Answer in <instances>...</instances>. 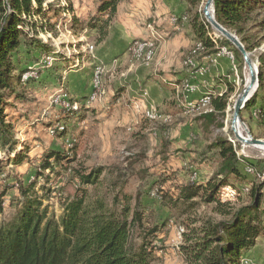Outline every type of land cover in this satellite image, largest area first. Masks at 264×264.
Masks as SVG:
<instances>
[{"label": "trees", "instance_id": "1", "mask_svg": "<svg viewBox=\"0 0 264 264\" xmlns=\"http://www.w3.org/2000/svg\"><path fill=\"white\" fill-rule=\"evenodd\" d=\"M47 1L49 0H0V150L8 156L15 155L8 162L18 166L23 164L26 157L21 152L18 153L20 142L13 130L14 121L7 110L18 102L33 100L30 97V83L33 81H23L26 70L21 66L24 59L22 57L32 61L37 53H44L47 49L36 35L30 34L25 28L23 16L41 14L42 6ZM97 1V11L88 21L87 28L97 37L96 42L102 43L116 19L119 4L125 0ZM201 1L187 0L193 10ZM49 7L52 10L53 5L50 3ZM213 13L215 20L235 34L249 54L264 41V35L257 36L264 30V0H214ZM180 17L179 22H182L183 16ZM72 20L75 22L76 18L73 17ZM45 24L46 29L52 31L48 28L47 21ZM191 24L198 42L193 55L202 51L201 55L206 53L212 45L210 42L217 46V38L206 37V28L199 12L194 14ZM224 42L233 47L228 40L224 39ZM199 46L201 49H198ZM235 52L241 57L238 50L235 49ZM51 53L55 62H69L76 57L68 60L66 54L60 55L54 50ZM258 71L257 90L241 111V116L243 118L242 113L249 112L250 116L255 117L257 126L262 129L261 138H264V53L258 56ZM57 74L56 70L55 75ZM60 77L61 74L57 76ZM227 88L222 97L214 99L209 96L208 106L219 113V118L226 116L230 96L235 91V86L231 83ZM70 102L73 104L77 100L71 98ZM88 112L89 110L83 109L77 112L68 110V117L65 115L56 124H48V128L54 130L56 139L64 141L69 135L70 119L74 117L83 120ZM213 121L215 122L214 119L211 122ZM224 126V123H217L219 129ZM251 133L254 138L260 139L252 130ZM83 134L73 138L68 152L62 149H44L38 162L39 177L44 171L54 173L56 167H59L64 172L71 173L79 182L73 196L61 199L60 216L57 217L49 206L43 205L44 196L37 194L36 181H28L26 184L17 181L0 190V216L4 213L6 196L10 190L18 191V196L12 198L16 210L12 220L0 223V264L155 263V253L158 250L155 243L166 224L145 221L149 206L143 202L144 192L141 189L134 195L120 189L109 205L105 199L90 196L88 187L96 188L99 183L104 182L101 176L106 168L86 167L84 164L75 166L78 141H81ZM168 145L166 140L162 142L163 148ZM241 147L227 138H217L206 149L207 152L216 151L220 160L214 176L205 184L195 181L177 184L174 197L173 194L158 190V197L172 211L184 206L183 212H186V209H194L199 204L213 205L216 211H220L225 206L223 202L233 201L225 189L236 188L247 181L245 167L242 169L239 163L252 164L239 159L237 150ZM0 165H3L1 160ZM118 183L119 180L116 179L111 185L118 186ZM263 190L264 183L253 185L248 192V203L228 212L221 211L226 216L224 220L193 218L185 222L187 232L184 230L180 246L185 263L240 264L245 253L251 251L259 239H264ZM48 194L50 197L49 190ZM239 196L237 194L236 199Z\"/></svg>", "mask_w": 264, "mask_h": 264}, {"label": "rangeland", "instance_id": "2", "mask_svg": "<svg viewBox=\"0 0 264 264\" xmlns=\"http://www.w3.org/2000/svg\"><path fill=\"white\" fill-rule=\"evenodd\" d=\"M50 3L53 5L52 10L49 7ZM206 3L207 1L202 0L199 6L194 8V10L192 9L193 15L191 19L195 13L199 12L201 14V21L206 28V37L212 36L213 38H217L218 44L216 48L219 50V56L227 57L231 62L227 79L235 86V91L230 96V105L226 111V116L224 118L221 117L218 121L224 123L225 126L223 129L215 128L214 134L210 138H227L234 141V144L237 145L240 143L233 140L226 132L228 128L227 122L229 114H234L235 101L240 93H242V90H244L249 70L244 63L242 55L240 57L236 54V48L227 44L225 45V38L214 30L206 20L203 14ZM97 8V0H49L43 4L41 14L33 13L29 16H23L26 22L25 28H27L30 34L36 35L47 49H45L44 53H37L32 61H28L27 57H22L24 59L21 66L26 70L23 81H33L30 83L32 89L30 97L33 100L18 102L16 105L9 107L7 112L11 120L14 121L12 124L13 130L15 131L17 140L20 142L18 153L21 152L26 158L23 164L18 166L12 162H8L15 155L8 156L0 150V160L3 161V165H0V190L6 185L17 183V181L24 184L28 181H36L37 194L40 197L44 196L43 205L49 206L50 211L52 210L57 217L60 216L62 212L60 209L61 199L73 196L79 186V182L76 178L72 177L71 173H66L64 170L59 169V167H56L54 173L44 171L43 175L39 177L37 175L40 173V164L38 162L41 160V156H43L42 150L47 145L54 144V147L57 149L68 152L73 138H77V135L84 133L81 141H78L77 163L75 166L79 167V164H84L86 167L100 166L106 168V171L101 176V180H104V182L102 184L99 183L96 188L88 187L92 198L105 199L109 205L112 203L114 195L120 189L124 193L132 195L136 194L138 189H141L144 192L143 202L149 206V209L146 210L145 221L151 224H154V222L159 225L162 223L166 224L162 233L171 229L176 238L177 229L181 227L187 232L184 223L189 222L193 218L199 220H207L209 218L215 221L224 220L226 216L222 213L223 211L228 212L231 211L230 209L238 208L241 204L248 203V192L253 185L264 183V152L256 147L240 144L242 147L237 150L239 159L251 162L252 164L250 166L241 162V165L247 169H251L253 172L248 173L247 170L244 171L248 174H245L247 181L244 185H238L236 188L227 187L225 189L229 198L233 201L228 203L221 202L225 206L220 211H216L213 205L206 206L203 204L197 205L194 209H186V212H183L184 206H180L173 211L169 210L165 203L161 201V198L158 197L157 191L162 190L166 194H173L174 197L176 196L177 184L195 181L198 172H196L189 162L177 161L176 154L178 149H176V145L170 147V156L167 153H164L163 156H158L159 154L161 155L160 152H163L160 151L161 142L166 139L169 140V130L174 125L171 123V116L163 114L158 108H156L157 112L155 113H151L148 111L150 109L147 108L143 114L144 119L147 121L149 119V122L151 121L152 124L155 123L151 126L154 131L147 132L144 136L141 135V130H136L132 127L127 131H124L123 128L118 129L116 134L110 137L107 136L103 128L101 129V123L96 119V115L94 114L96 112L94 105L99 102L101 103L105 99L107 85H111L109 83L111 71L107 64L94 62L96 58L95 47L97 37L92 38V33L87 28V23L95 15ZM43 17L47 21L48 28L52 31L46 29V21H44ZM73 17L76 18L75 22L72 20ZM172 17L179 18L180 15H173ZM188 20L187 18L182 22L187 23L189 22ZM145 27L147 29L149 27L151 32L156 33L153 21L145 22ZM156 34L146 39H136L131 43L128 49L127 67H131V65L133 67L142 66L154 61L160 45V40ZM263 35L264 30L257 36ZM145 42L154 44V54L151 55L152 59L150 60H148L147 56L144 58L143 53L137 55L134 51L137 43L142 44ZM197 44L198 42L195 43L184 60V65L189 69L193 68L194 63H197V58L204 52H198L196 55L192 54ZM53 50L59 52L60 55L66 54L68 60L73 59L74 56L76 57L69 62H55L54 55L50 54ZM226 53H231V56ZM262 53H264V41L250 52L251 56H249L256 65H258V56ZM189 57L193 58L192 65H186V62L190 59ZM56 70L57 73L60 72L61 74V82H58L59 78L55 75ZM69 71L72 73L86 72L87 76L91 79L90 94L86 98L76 99L78 103L72 104L70 102V99L76 98V96L68 90V75L66 72ZM199 74L201 75L203 72H199ZM185 86L189 89V84H185ZM54 100H59L60 102H54ZM112 107L113 104H110L109 108L112 109ZM200 107V109L204 108L201 103ZM79 109L80 111L82 109L89 110V112L83 120L74 117L70 119L68 127L69 135L66 140L56 139L54 134H51V130L53 129L48 128V124H56L65 115L68 117V110L77 112ZM149 114L155 118L150 117V119ZM242 114L243 118L242 116L240 118L244 125L250 131L252 130L255 136L264 140V138H261L263 135L262 129L257 126L255 117L250 116L249 112ZM159 130L160 134H157L158 136L154 135V132L158 133ZM173 159L175 160L173 161ZM243 167L241 166L242 169ZM193 176H196V178H193ZM198 178L201 180L199 174ZM116 179L119 180V185L112 186V181H116ZM48 190L51 194L50 197ZM237 194H240V196L236 199ZM16 195L18 196V191L11 189L6 196L5 210L0 216V223L12 220L16 212L12 204V198ZM177 243L180 249L183 243V234L182 238L178 237L168 245L158 240L155 243L158 250L155 253L157 259L154 264H186L184 259L174 249ZM258 258L261 260H258ZM240 264H264V242H261L253 257H243L240 260Z\"/></svg>", "mask_w": 264, "mask_h": 264}, {"label": "crops", "instance_id": "3", "mask_svg": "<svg viewBox=\"0 0 264 264\" xmlns=\"http://www.w3.org/2000/svg\"><path fill=\"white\" fill-rule=\"evenodd\" d=\"M173 15L185 16L182 21L188 18L189 22L176 24L181 17L171 18ZM192 15L187 0H125L119 4L108 37L102 43L96 42L94 62L107 64L110 68L111 85H107L105 99L94 105V114L108 137L121 128L124 131L131 127L141 130L143 136L154 131L151 126L155 123L143 118L147 108L151 113L157 112L158 108L163 114L171 116L174 125L169 130V140L166 139L169 145L163 149L161 142L160 151L163 152L158 156L164 153L170 156V147L176 145L177 161L189 162L201 176L199 180L195 173V182L205 184L217 172L220 163L216 151H206L207 146L217 140V137L212 139L210 136L218 128L220 118L213 107L207 105L200 109V103L204 97L216 99L227 92L228 84L231 83L227 79L231 62L229 58L219 56V50L210 42L212 45L207 52L197 58V66L206 67L205 73L200 75L199 69L195 71L184 65L185 55L197 42V34L191 24ZM148 21L154 22L157 34L145 27ZM90 32L93 38L94 33ZM154 34L160 40L154 61L142 66L127 67L131 43ZM66 74L68 90L76 99L86 98L91 92V79L86 72L69 71ZM58 82H61L60 78ZM185 84H190L193 90H188ZM110 104H113L112 109L109 108ZM212 119L215 122H211ZM157 134H160V130L154 132V135ZM50 148L57 149L54 144L44 149ZM239 166L243 167L241 163ZM177 238L170 229L161 233L158 240L168 245ZM262 241L264 239H259L257 245L243 257H253ZM174 249L184 259L178 243Z\"/></svg>", "mask_w": 264, "mask_h": 264}, {"label": "water", "instance_id": "4", "mask_svg": "<svg viewBox=\"0 0 264 264\" xmlns=\"http://www.w3.org/2000/svg\"><path fill=\"white\" fill-rule=\"evenodd\" d=\"M213 2L214 0H207L206 7L204 10L205 16H207L210 20L211 27L216 30L218 33H220L226 40H228L242 55L244 63L246 67L249 68L250 71V76H251V82L249 87L245 88L242 90L241 95L238 97V99L235 102V110H234V117H233V122H235L237 119L240 118L241 116V111L245 107L246 103L250 100V94L253 90V88L257 85L258 86V65L256 68L255 62L251 60L249 57V53L246 51L244 45L241 43L239 38L233 34L232 32L228 31L225 29L223 26H221L214 17L213 13ZM210 8H212V15L210 14ZM258 63V62H257ZM246 133L244 136H238L237 141L243 145V146H249V147H256V148H263L264 149V140L262 139H256L253 137L251 131L249 128L246 126ZM230 142L235 143L234 141L230 140Z\"/></svg>", "mask_w": 264, "mask_h": 264}, {"label": "bare ground", "instance_id": "5", "mask_svg": "<svg viewBox=\"0 0 264 264\" xmlns=\"http://www.w3.org/2000/svg\"><path fill=\"white\" fill-rule=\"evenodd\" d=\"M205 7H206V5H205ZM204 10H205V8H204ZM203 14H204V11H203ZM210 14L212 15V8H210ZM204 16H205V14H204ZM205 18H206V20L208 21V23L211 25V23H210V20H209V18L207 17V16H205ZM198 49H201L200 48V46H199V48ZM224 49V48H223ZM135 51V54H137V55H140L141 53H143L144 54V58H146V56L149 58L148 60H150V59H152V57H151V55L152 54H154V44L153 43H151V42H145V43H142V44H140V43H137L136 44V49L134 50ZM221 53V52H220ZM251 56V55H250ZM249 56V57H250ZM251 58V57H250ZM192 59L193 58H190L187 62H186V65H192L193 64V62H192ZM144 60H146V59H144ZM79 62V61H78ZM77 63V62H76ZM256 64H255V66H254V68H256ZM248 68V67H247ZM248 70H249V68H248ZM250 82H251V76H250V71H249V75H248V73H247V77H246V84H245V87H244V89L245 88H247V87H249V85H250ZM256 90H257V85L253 88V90H252V92H251V94H250V97L256 92ZM240 95H241V93H240ZM239 95V96H240ZM238 96V97H239ZM204 98H207V100H203L201 103H202V105L203 106H207V105H209V96H207V97H204ZM238 99V98H237ZM236 99V100H237ZM236 102V101H235ZM234 106H235V104H234ZM234 110H235V108H234ZM150 117H152V118H155L153 115H151V114H149V118ZM157 117V116H156ZM233 117H234V114H229V117H228V122H227V126H228V128H227V133H228V135L233 139V140H235V141H237V137L238 136H244L245 135V133H246V129H245V127H246V125H244V123H243V121H242V119L241 118H239V119H237L235 122H233ZM151 119V118H150ZM51 134H54V131L53 130H51ZM259 150H261V151H263L264 152V149L263 148H258ZM250 171H247L248 173H252L253 171L251 170V169H249ZM157 195V194H156ZM178 230V237L179 238H182V234L184 233V229L183 228H181V227H179V229H177Z\"/></svg>", "mask_w": 264, "mask_h": 264}, {"label": "built area", "instance_id": "6", "mask_svg": "<svg viewBox=\"0 0 264 264\" xmlns=\"http://www.w3.org/2000/svg\"><path fill=\"white\" fill-rule=\"evenodd\" d=\"M226 54H230V56H231V53H226ZM192 69H199L200 72H203V73L206 72V67H203V66L198 67V66H197V63H194V66H193ZM95 82H96V75H95ZM188 90H190V91L193 90V87H192L190 84H189V89H188ZM203 100H207V98H203L201 101H203ZM201 101H200V102H201ZM54 102H60V101H59V100H54ZM245 170L250 171V170L247 169V168H245ZM193 178H196V176H193Z\"/></svg>", "mask_w": 264, "mask_h": 264}]
</instances>
